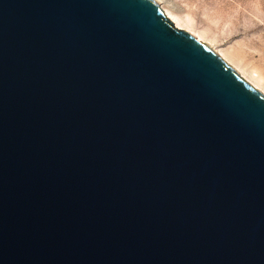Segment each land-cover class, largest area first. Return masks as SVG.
Listing matches in <instances>:
<instances>
[{
    "label": "water",
    "instance_id": "95a60500",
    "mask_svg": "<svg viewBox=\"0 0 264 264\" xmlns=\"http://www.w3.org/2000/svg\"><path fill=\"white\" fill-rule=\"evenodd\" d=\"M0 264H264V93L150 0H0Z\"/></svg>",
    "mask_w": 264,
    "mask_h": 264
},
{
    "label": "rangeland",
    "instance_id": "374dc122",
    "mask_svg": "<svg viewBox=\"0 0 264 264\" xmlns=\"http://www.w3.org/2000/svg\"><path fill=\"white\" fill-rule=\"evenodd\" d=\"M178 14L189 13L216 45L264 70V0H163Z\"/></svg>",
    "mask_w": 264,
    "mask_h": 264
},
{
    "label": "bare ground",
    "instance_id": "6f19581e",
    "mask_svg": "<svg viewBox=\"0 0 264 264\" xmlns=\"http://www.w3.org/2000/svg\"><path fill=\"white\" fill-rule=\"evenodd\" d=\"M161 9L178 28L188 31L200 41L206 43L211 49L230 63L249 83L264 93V70L258 66L248 64L235 52L224 50L216 45V36L209 29L198 28L194 17L189 14H178L165 5L163 0H150Z\"/></svg>",
    "mask_w": 264,
    "mask_h": 264
}]
</instances>
